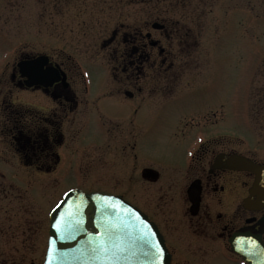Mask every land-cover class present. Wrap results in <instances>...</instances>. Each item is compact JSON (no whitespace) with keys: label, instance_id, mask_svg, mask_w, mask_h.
I'll list each match as a JSON object with an SVG mask.
<instances>
[{"label":"flooded vegetation","instance_id":"af4514ba","mask_svg":"<svg viewBox=\"0 0 264 264\" xmlns=\"http://www.w3.org/2000/svg\"><path fill=\"white\" fill-rule=\"evenodd\" d=\"M203 1L201 7L200 0H187L189 6L185 7L183 4L186 0H174L176 5L171 9L173 17H178L191 25L193 29L189 33L191 46L198 45V41L201 40H210L212 31L209 23L212 20L213 10L221 9L223 3V0ZM238 1L242 5V0ZM52 4V0H0V18L6 16L8 19L11 16L12 20H15L20 14L49 15ZM228 14L224 9L226 28L227 20L232 21L231 14ZM236 14L241 16L242 8L236 11ZM238 15L234 24L236 29L241 25ZM164 19L150 21L143 19L135 27L150 31L149 26L159 31L160 37L164 40L167 36L160 27ZM129 29L130 27L119 33L118 29L114 28L110 33V42L117 41L120 44L118 49H114L115 54L110 58L114 63L113 68L118 70L108 72L111 86L88 97V87L84 83L81 87L76 86V75L82 73L73 72L72 66L66 65L64 59L52 55L50 39L45 40L46 44L42 45L43 48L38 47L36 40L23 41L19 44L20 41L15 37L17 23L1 22L0 96L5 97L6 104L20 102L22 108L28 109L25 111V117L34 123H45V114H51L58 123L53 125V130L48 133L55 143L56 151L49 152L46 156L41 154L39 159L30 148L26 150V146L32 142L29 137L37 138L35 132L23 131L18 126L9 131L5 125L4 130L0 131V144L13 150L10 154L16 157L24 172L33 171L44 175L56 171L64 160L65 152L69 158L77 159L75 168L82 172L85 152L89 155V159H92L94 172L101 171L111 175V169L118 166L114 159H118L128 174L127 188L136 189L138 186L139 194L137 197L136 193H133L134 198L125 194H114L122 195L153 224L168 255V264H247L239 250L232 247L231 239L238 233H247L252 239L259 236L264 241V203L262 207L244 206V199L250 196L249 191L255 175L248 170L236 168L238 162L235 155L245 156L260 165H264V159L243 151L238 147L240 141L228 139V136L185 134L190 128L205 127L208 122L212 124V120L205 118L207 111L203 113L201 124L198 121L194 123L193 118L180 119L178 124L173 125V134L165 136L167 138L163 142L167 145L165 157L160 158L164 153L162 150L155 151V158L151 157L145 148L146 144L143 142L141 144L145 120L144 106L153 100L154 93L155 96L162 97L164 94L153 91L147 85L141 86L144 77L137 80L135 76L126 75L125 65L128 68L133 67L130 63L132 57H128L125 50V46L130 44ZM150 32L151 37H146L147 60H138L136 68L137 71L149 72L148 79H166V74H180V71H167L174 66V63L198 62L199 64L208 60V54L176 59V56L168 54L159 38H154L153 32ZM26 50H30L31 57L51 65L59 79L49 85L40 83L28 85L32 82L28 78L31 76L26 75V71L19 65L25 62L23 54ZM135 56L136 53H133V57ZM153 58L156 63L149 65L147 61ZM119 73L122 76L118 75ZM121 79L128 84L127 88L121 89L113 85ZM20 93L30 94L32 100L28 98L25 101ZM174 95L176 93L172 96ZM106 100L113 101L114 111L101 108L100 103ZM53 108L56 109L55 112H52ZM90 115L94 117L95 135L103 133V136L100 138L94 136L92 142L86 143L82 141L80 138L82 134L79 133L82 126L85 127ZM115 115L120 121L109 118L116 117ZM90 151L93 153L91 154ZM9 159L4 152H0V160L8 167L12 165ZM68 168L75 169L71 165ZM0 169L7 171L6 166ZM0 175L5 173L0 170ZM111 184L113 185L114 182ZM18 192L13 182L0 183V262L2 264H20L22 256L25 259L24 255H29L35 250L34 237L39 226H36L37 222L29 217L26 221L24 218L21 220L20 201L16 198ZM252 197L254 198V195ZM50 209L51 207L48 213ZM20 225L26 233L20 232ZM45 249L46 247L44 254ZM27 261L35 264L29 256Z\"/></svg>","mask_w":264,"mask_h":264},{"label":"rangeland","instance_id":"374dc122","mask_svg":"<svg viewBox=\"0 0 264 264\" xmlns=\"http://www.w3.org/2000/svg\"><path fill=\"white\" fill-rule=\"evenodd\" d=\"M52 1L49 15L20 14L15 20L11 16L8 19L4 16L0 18V23H17L15 37L20 41L19 44L36 40L38 47L43 48L45 40L50 39L52 55L64 59L66 65L72 66L73 72L82 73L76 75V86L81 87L84 83L88 87V97L111 86L108 72L118 70L113 68L114 63L110 59L115 54L114 49H118L120 45L117 41L110 42L113 29L117 28L121 33L130 26L135 27L143 19L150 21L165 18L166 22L174 16L171 9L176 5L174 0ZM200 1L199 6H203L204 1ZM222 2L221 9L214 8L212 13L209 23L212 31L210 40L198 41L196 46L189 45L187 51L176 56V59H183L208 54V60L199 64L174 63L167 71H180V74H166V79H149L155 86L153 91L164 94L162 97L155 96L154 93L153 100H148L144 106L141 144H146L145 148L153 158L157 150L164 152L160 158L165 157L167 145L163 142L167 135L173 134V125L185 117L193 118L194 123L198 121L201 124L203 113L207 111L209 116L206 115L205 118L212 120V124L208 122L205 127L190 128L185 134L228 136V139L239 140L238 147L243 151L264 159V0H242V5L238 0ZM183 6H189L187 0ZM240 8L241 16L236 14ZM224 9L228 15L231 14L233 21L232 25L231 19L229 22L227 20V28L224 27ZM236 15L241 19L238 29L234 25ZM148 29L153 32L154 38H159L164 47L167 45L168 38L163 40L159 31L149 26ZM104 40L106 41L102 44ZM153 51L155 54V49ZM113 85L121 89L128 87L123 79ZM168 93L170 95H166ZM20 96L25 101L28 98L32 100L30 94L20 93ZM100 106L102 109L114 111L112 100L101 102ZM115 116L109 118L120 121ZM79 135L83 142L90 143L94 136L100 138L103 133L95 135V121L90 115ZM12 151L0 144V152L9 156L12 164L8 167L0 160V167H7V171L0 169L5 173L0 175V183L13 182L19 191L16 198L20 201L21 220L32 218V221L37 222L36 226H39L40 231L34 237V252L29 255L21 254L25 259L22 256L20 264H31L27 261V256L35 264L42 263L46 247L48 210L68 189L120 193L131 198L136 193L138 197L139 187L127 188L128 174L118 159H114L118 166L111 169V175L101 171L94 172L92 159L85 152L82 172L75 168L77 159L69 158L65 152L64 160L56 171L44 175L33 171L24 172L16 157L10 154ZM70 165L75 169L68 168ZM20 232L26 233L21 225ZM20 247L23 251L22 244Z\"/></svg>","mask_w":264,"mask_h":264},{"label":"snow or ice","instance_id":"6c2138e0","mask_svg":"<svg viewBox=\"0 0 264 264\" xmlns=\"http://www.w3.org/2000/svg\"><path fill=\"white\" fill-rule=\"evenodd\" d=\"M160 27L164 29L168 38L165 48L169 53L173 56H179L187 51L190 42L189 33L193 31L191 25L181 21L178 17H172L166 22L162 21ZM129 30L131 33L130 44L125 46V50L126 55L132 57L130 63L133 67L128 68L125 65L126 75L135 76L137 80L144 77L141 86L148 85L154 90V84L148 79L150 73L136 70L138 60H147L148 53L145 52V48L148 46V39L146 37H151L152 33L139 27L130 26ZM29 52L30 50H26L23 54L25 69L28 74L45 84H50L56 80L55 69L40 59L31 57ZM133 53H136L135 57H133ZM147 62L149 65L156 63L155 58ZM4 101L5 97L0 96V131H3L7 125L9 131L18 126L23 131L35 132L37 138L29 137L32 142L26 146V150L30 148L31 152L37 155V159L40 158L41 154L46 156L49 152L56 151L55 143L48 133L53 130L52 126L56 125L58 121L52 118L51 114L44 115L45 123H34L25 117V111L28 109L22 108L20 102L6 104ZM55 111L56 109L53 108L52 112ZM72 191L73 189H68L64 192L62 195L65 199L57 201L51 209L53 213L58 212L59 214L52 217L54 220L52 227L55 229L56 235L49 239L45 264H52L53 260L67 258L73 253L77 254V257L87 254V258L97 261L98 264H115L117 261L131 259L139 254H143L147 258L146 264H164V247L155 238V233L146 230L143 225L138 226V234L129 230L126 237L114 235L113 230L119 228V225L114 223L98 224L97 231H90L86 227V219H88L86 215L87 202L83 199L69 202L66 198ZM81 195L84 194L81 193ZM106 207L116 208L118 204H111L109 200L105 199L96 205L95 213L99 215L104 212ZM61 209L63 211H60ZM128 211L131 212L132 210L129 209ZM135 215L137 218L139 217V213H135ZM101 219H106V217L101 216ZM100 228H104V231H100ZM57 239L65 242L69 247H57Z\"/></svg>","mask_w":264,"mask_h":264},{"label":"water","instance_id":"95a60500","mask_svg":"<svg viewBox=\"0 0 264 264\" xmlns=\"http://www.w3.org/2000/svg\"><path fill=\"white\" fill-rule=\"evenodd\" d=\"M19 65L21 69L26 71L25 62L20 63ZM27 73L28 72L26 71L25 74L29 75ZM28 78L32 80V82H29L28 85H30L31 83H40L42 85H49L40 82L32 77H28ZM57 79H59L58 76ZM235 156L237 157L236 162H238V165L235 166L236 168L248 170L254 173L255 175L254 181L249 191L250 196L244 199L243 202L244 206L262 207L264 203V198H263L264 197V165L255 163L252 160L246 158L245 156H237V155ZM72 189L73 191L69 194V196L66 199L69 202H72L73 200H81V199L86 200L87 202L86 215L88 217V219H86V227L90 231L93 232L97 231L98 224L106 225L109 223H114L119 225V228L113 230L114 235H124L126 237L129 230H131L133 233L138 234V226L143 225V227L146 230L155 233V238L160 241L159 235L153 224H151L147 220V217L137 207L131 205L128 201L123 199L121 195H114L103 191L85 192L79 188H72ZM81 193H83L84 195L82 196ZM253 195L254 198L252 197ZM61 199H65V197H63L62 195ZM105 199L109 200L111 204H118V207L116 208L106 207L104 209V212L97 215L95 213V207L97 204H99L101 201ZM129 209H131L132 211L129 212L128 211ZM60 211H63V209H61ZM135 213H139L138 218L136 217ZM58 214H59L58 212L53 213L51 210L49 212L48 237H47L46 249L48 247L49 239L55 237L56 235V231L52 227V224L54 223L52 217ZM101 216H105L106 219H101ZM99 230L104 231V228H100ZM231 242H232V247L234 249L239 250V252L243 255L244 260L247 261V264H264V241H262L259 238V236H256L252 239L247 233H238L234 235V237L231 239ZM57 247H61V248L69 247V245L57 239ZM163 255H164V264H168V255L165 253V251ZM45 260H46V251L43 259V264H45ZM146 260L147 258L144 257L143 254H139L138 256H133L131 259L117 261L115 262V264H146ZM52 264H98V262L87 258V254L77 257V254L73 253L70 254L67 258L53 260Z\"/></svg>","mask_w":264,"mask_h":264}]
</instances>
